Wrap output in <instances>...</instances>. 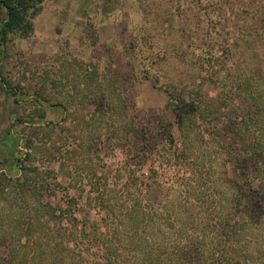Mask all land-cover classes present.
I'll use <instances>...</instances> for the list:
<instances>
[{"label": "rangeland", "instance_id": "obj_1", "mask_svg": "<svg viewBox=\"0 0 264 264\" xmlns=\"http://www.w3.org/2000/svg\"><path fill=\"white\" fill-rule=\"evenodd\" d=\"M260 3L42 0L41 11L34 18V31L27 37L12 35L0 51V174L18 177V158L27 151L33 154L34 141L32 162L53 168L72 195L82 196L78 197L79 206L87 204L95 177L106 182L101 188L108 199L119 200L128 190L131 170L146 179L143 190L148 191L149 207L152 194L158 191L162 204L182 199L184 194L180 192L188 191L191 198L207 192L210 183L203 184L202 177L208 170L209 174L215 170L227 180L231 168L229 163L227 172L223 167L224 151L207 144L198 130L194 132L200 146L197 158L188 159L182 167L174 164V148L163 151L165 155L158 151L155 157L136 151L138 138L132 133L133 123L147 118L154 121V117L171 112L166 108L168 97L164 91L150 80L137 81L118 50L126 26L135 34L144 33L146 49L160 53L157 69L162 79L166 76L170 82L188 86L197 80L202 85L201 96L214 97L218 88L210 70L202 69L201 60L208 49H218L221 54L232 48L242 66L247 67V62L255 65L252 49L245 50L241 41L237 46L236 38L244 23L252 21L246 20L251 11L247 13L245 8L260 12ZM241 54L248 59L241 58ZM47 123L52 127L47 132L35 130ZM175 133L179 138L177 129ZM183 170L187 179L182 181ZM1 179L0 256H6L14 246L22 260L26 258L27 264H33V234L28 235L30 240L24 237L21 244L17 243L22 212L11 201L14 192L9 187L3 190ZM58 194L62 196L61 190ZM196 205L200 206L198 202ZM92 213L95 215L96 210ZM119 214L115 218H122V212ZM26 220L33 223V211L28 212Z\"/></svg>", "mask_w": 264, "mask_h": 264}, {"label": "trees", "instance_id": "obj_2", "mask_svg": "<svg viewBox=\"0 0 264 264\" xmlns=\"http://www.w3.org/2000/svg\"><path fill=\"white\" fill-rule=\"evenodd\" d=\"M41 3L0 0V51L12 35L27 37L34 31ZM260 7V12L245 8L251 11L246 20L252 21L244 23L236 38L237 46L241 41L245 50L252 49L255 65L242 66L232 48L221 54L208 49L201 60L202 69L210 70L218 88L214 97L201 96L197 80L188 86L170 82L166 76L162 79L157 69L160 53L146 49L144 33L135 34L126 26L118 50L137 81L150 80L164 91L171 112L154 121L134 120L136 151L155 157L158 151L174 148V164L182 167L188 159L197 158L200 146L194 132L198 130L207 144L224 151L223 167L227 172L229 163L231 168L227 180L208 170L202 175V183H210L207 192H199L197 198L180 192L184 194L181 201L176 198L162 204L158 191L152 194L149 207L148 191L143 190L146 179L131 170L132 182L119 200L108 199L101 188L106 182L95 177L87 204L79 206L82 196L72 195L53 168L32 162L33 141V154L27 151L18 158L19 176L0 174L3 190L9 187L14 192L11 201L22 212L17 243L24 237L30 240L28 235L33 234V264H264V0ZM51 128L47 123L35 130ZM27 147L31 149L28 141ZM185 179L183 170L181 180ZM31 211L33 223L26 220ZM120 212L122 218H115ZM22 257L13 246L0 256V264L20 259V264H27Z\"/></svg>", "mask_w": 264, "mask_h": 264}]
</instances>
